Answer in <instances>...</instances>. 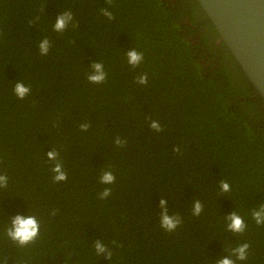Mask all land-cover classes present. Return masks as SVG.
Listing matches in <instances>:
<instances>
[{"label": "trees", "instance_id": "trees-1", "mask_svg": "<svg viewBox=\"0 0 264 264\" xmlns=\"http://www.w3.org/2000/svg\"><path fill=\"white\" fill-rule=\"evenodd\" d=\"M64 12L74 19L57 32ZM0 32V264H217L244 243L236 264H264L252 216L264 205V99L197 0H0ZM105 171L113 184L100 183ZM161 199L181 219L174 231L161 227ZM234 212L243 233L227 229ZM17 215L39 222L24 247L7 236Z\"/></svg>", "mask_w": 264, "mask_h": 264}, {"label": "clouds", "instance_id": "clouds-1", "mask_svg": "<svg viewBox=\"0 0 264 264\" xmlns=\"http://www.w3.org/2000/svg\"><path fill=\"white\" fill-rule=\"evenodd\" d=\"M109 3L112 0H108ZM104 15L112 19V13L109 12L107 9L104 10ZM74 17L71 12H64L58 15L56 22L54 24V30L57 32H63L67 29L68 25L73 21ZM0 35H3L0 32ZM50 43L47 39H44L39 44V49L41 55H47L49 52ZM127 60L128 63L132 66H138L143 61V54L139 53L135 49H132L127 52ZM107 74L104 71V66L102 63H94L92 65V72L88 75V80L92 83H103L106 80ZM138 83L146 84L147 83V76H141L138 78ZM15 95L19 99L25 98L27 95L30 94V88L25 86L24 83L18 82L15 84L13 89ZM151 128L155 129L156 131H161V127L158 122L153 121L151 123ZM88 125H81L82 130H87ZM116 143L120 145L122 141L120 139L116 140ZM175 151H179V149H175ZM50 160L56 161L58 153L55 151H50L47 153ZM52 172L54 175V181L56 182H63L67 179V174L63 170V165L60 162H56L54 167L52 168ZM115 182V176L108 171L103 172L100 177V183L105 185H110ZM7 186V176L0 175V187ZM221 189L222 191H230V185L227 182H221ZM111 194V189L106 188L103 193L101 194V198H106ZM160 205L163 208V212L160 216V224L163 229L166 231H174L181 223V219L179 216L169 215L168 209L166 207L167 201L161 199ZM202 205L199 201H196L193 206V214L200 215L202 212ZM253 219L256 221L257 225H264V205H261L258 210H254L252 213ZM227 229L235 232V233H243L246 229V224L243 218L238 215L237 213H232L227 217ZM39 234V222L37 219L30 215V216H22L17 215L13 218L11 227L7 229V236L11 239L15 244L20 247L27 246L28 244L34 242ZM95 249L97 255H104L106 254L108 258H111V252L108 248L103 244L102 241H96ZM248 248L249 245L247 243L241 244L238 247L232 249V256H235L236 260L244 261L247 259L248 256ZM236 260L232 258L225 257L217 261V264H236Z\"/></svg>", "mask_w": 264, "mask_h": 264}, {"label": "water", "instance_id": "water-1", "mask_svg": "<svg viewBox=\"0 0 264 264\" xmlns=\"http://www.w3.org/2000/svg\"><path fill=\"white\" fill-rule=\"evenodd\" d=\"M264 99V0H197Z\"/></svg>", "mask_w": 264, "mask_h": 264}, {"label": "flooded vegetation", "instance_id": "flooded-vegetation-1", "mask_svg": "<svg viewBox=\"0 0 264 264\" xmlns=\"http://www.w3.org/2000/svg\"><path fill=\"white\" fill-rule=\"evenodd\" d=\"M175 1V0H174ZM221 39L218 38L217 40H215V43L218 45L220 43Z\"/></svg>", "mask_w": 264, "mask_h": 264}]
</instances>
